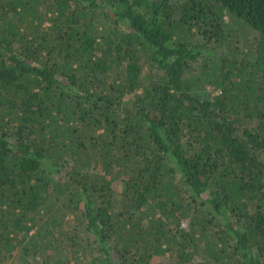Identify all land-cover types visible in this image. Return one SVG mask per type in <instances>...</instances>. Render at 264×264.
Returning a JSON list of instances; mask_svg holds the SVG:
<instances>
[{"label":"trees","instance_id":"trees-1","mask_svg":"<svg viewBox=\"0 0 264 264\" xmlns=\"http://www.w3.org/2000/svg\"><path fill=\"white\" fill-rule=\"evenodd\" d=\"M166 255L264 264V0H0V264Z\"/></svg>","mask_w":264,"mask_h":264},{"label":"rangeland","instance_id":"rangeland-1","mask_svg":"<svg viewBox=\"0 0 264 264\" xmlns=\"http://www.w3.org/2000/svg\"><path fill=\"white\" fill-rule=\"evenodd\" d=\"M195 93H198L202 98H211V96H213L214 94H217L218 91H214L213 89H200L197 90ZM120 186V184H118ZM63 257L65 259H68V256L63 255ZM70 259V258H69ZM197 261V259L193 260V263H187V264H195V262ZM162 264H174L172 260H170V258H168V255H166L164 258H162Z\"/></svg>","mask_w":264,"mask_h":264}]
</instances>
